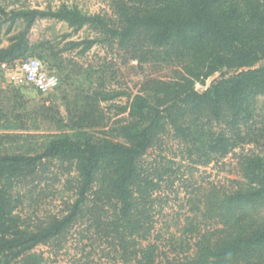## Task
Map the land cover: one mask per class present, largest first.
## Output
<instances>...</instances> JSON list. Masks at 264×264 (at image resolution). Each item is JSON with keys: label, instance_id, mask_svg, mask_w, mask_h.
Segmentation results:
<instances>
[{"label": "trees", "instance_id": "1", "mask_svg": "<svg viewBox=\"0 0 264 264\" xmlns=\"http://www.w3.org/2000/svg\"><path fill=\"white\" fill-rule=\"evenodd\" d=\"M109 6L113 16L65 4L55 10L0 8L10 20L5 34L24 22L0 45V62L34 54L56 58L80 45L83 53L99 41L117 44L141 62L177 66L171 78L146 79L136 93L87 88L79 94L81 105L66 101V115L48 134L36 132L42 116L53 119L51 111L1 115L0 264H45L36 248L54 246L55 253L73 231L98 243L110 264H264V0H110ZM37 18L63 21L73 32L89 26L100 36L69 40L54 51L49 41L29 43L26 33ZM217 72L221 76L204 90L196 88ZM121 96L127 101L118 113L126 115L109 124L100 103ZM168 134L193 170L240 145L254 149L238 155L242 180L236 186L192 191L193 216L165 250L154 229L157 193L175 170L143 161ZM51 166L66 175L63 207L43 218L21 213L32 191L21 189L44 180ZM201 219L210 222L207 229Z\"/></svg>", "mask_w": 264, "mask_h": 264}, {"label": "rangeland", "instance_id": "2", "mask_svg": "<svg viewBox=\"0 0 264 264\" xmlns=\"http://www.w3.org/2000/svg\"><path fill=\"white\" fill-rule=\"evenodd\" d=\"M62 4L76 5L83 12L89 14L113 16L109 6L110 0H0V8L5 12L16 9L46 10L50 8L55 10ZM0 16V38L2 40L0 45L5 46L9 43V36L24 28V22L22 20L15 22L5 34L10 20L1 12ZM26 35L30 44L49 41L54 51L63 48L69 40L79 41L100 36L89 26L73 32L65 22L53 18H37ZM63 36L65 37L63 38ZM82 46L60 52L56 58H40L45 64L48 60L51 64L46 65L59 76V87L52 92H40L30 84L14 86L0 71V121L2 120L1 115L10 111L19 112L36 108L41 113L46 110L51 111L50 113L54 117L49 120L42 116L40 118L41 130L36 133L55 132L56 123L54 121L60 116L66 115V101H71L73 105L76 103L81 105L79 94L86 91L87 88L91 87L106 92L122 90L136 93L146 79H168L175 74L177 69L174 63L138 61L117 44L97 41L83 53L81 52ZM29 54L27 53V55ZM34 56L39 58V55L34 54ZM220 76V72H217L210 76L205 84H196V88L200 91L204 90ZM126 101L125 96L101 101L100 107L105 116L109 117V124L126 115V113H118L117 109V106L124 105ZM182 148L179 141L168 134L164 136L163 143L159 147L154 146L148 150L143 161L144 165L149 168L151 165L168 164L175 170L170 178L166 177L161 182L160 191L157 193L161 199L159 200L161 205L155 214L154 229L155 233L160 234V245L166 246L165 250L169 247L167 244L170 236H179V229L186 218L193 216L192 207L188 201L192 191L211 185L227 189L236 186V181L242 180L238 170V155L249 148L254 149L251 144L240 145L220 161L207 166H198L193 170L192 163L188 159L182 158ZM169 160H174V163H167ZM59 171L57 166H51L45 173L44 180L41 179L40 183L34 182L21 189L23 192L32 189L31 193H27L24 204H21L19 208L21 213L33 218H43L47 214L58 213L61 210L63 201L68 198L69 194L64 191L62 186L66 175L60 174ZM54 175H58L59 179H53ZM33 185L35 186L32 187ZM37 196L38 204H31V199ZM199 224L202 229H207L210 222L201 219ZM53 248L55 247L38 246L35 251L43 253L46 258L45 264H83L87 260H91L90 264H110L106 258L99 255L101 247L98 243L88 239L81 240L75 231L68 235L62 249L56 248L54 253ZM89 252L91 254L88 256Z\"/></svg>", "mask_w": 264, "mask_h": 264}, {"label": "built area", "instance_id": "3", "mask_svg": "<svg viewBox=\"0 0 264 264\" xmlns=\"http://www.w3.org/2000/svg\"><path fill=\"white\" fill-rule=\"evenodd\" d=\"M0 71L14 85H32L40 92H52L59 87V76L38 57L0 62Z\"/></svg>", "mask_w": 264, "mask_h": 264}]
</instances>
